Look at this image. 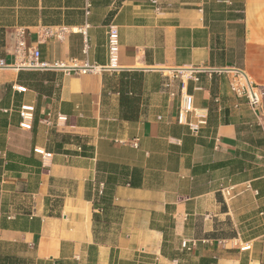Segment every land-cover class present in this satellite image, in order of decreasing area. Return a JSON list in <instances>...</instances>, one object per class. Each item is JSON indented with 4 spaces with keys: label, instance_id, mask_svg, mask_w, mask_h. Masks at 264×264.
I'll use <instances>...</instances> for the list:
<instances>
[{
    "label": "crops",
    "instance_id": "crops-1",
    "mask_svg": "<svg viewBox=\"0 0 264 264\" xmlns=\"http://www.w3.org/2000/svg\"><path fill=\"white\" fill-rule=\"evenodd\" d=\"M0 59V264H264V0H0Z\"/></svg>",
    "mask_w": 264,
    "mask_h": 264
},
{
    "label": "built area",
    "instance_id": "built-area-1",
    "mask_svg": "<svg viewBox=\"0 0 264 264\" xmlns=\"http://www.w3.org/2000/svg\"><path fill=\"white\" fill-rule=\"evenodd\" d=\"M160 1L161 0H149L150 4L157 10L160 9ZM79 30L83 33L85 42L87 43V31L86 27L79 28ZM71 29L67 26H40L38 28V40L40 43L46 41L50 38L63 39ZM25 29L19 27L16 31V42H15V55L17 61L21 64H25L31 67H42L46 64L41 62V50L38 46H30L26 45L25 41ZM107 46L109 52L110 66H115L118 60V53L120 48V37L119 30L116 25H111L107 31ZM9 64L4 61V59H0V66L6 67ZM55 66L61 67L62 64L55 63ZM80 70H88L92 69L89 65L85 67H75ZM232 90L241 97H245L248 101V104L252 109L256 110L261 107L264 99V88L259 85L253 83L248 75L244 71H237L236 76L233 78L231 82ZM191 112H196L193 103V96L187 93H181L180 106L178 110V121L180 123H188L186 121L187 115ZM34 113V106L32 105H22L19 109V114L21 116L20 126L30 129L32 127V120ZM58 119L66 120V117L59 116ZM206 123L204 117L198 121L197 124L188 123L192 130L197 131L200 125ZM35 151L42 155L43 159H50L52 157V153L45 151L43 148L38 147L35 148ZM222 192H226L229 194V191L225 188L222 189ZM183 246L187 249H190L188 243L184 242ZM250 245H245L242 249H249Z\"/></svg>",
    "mask_w": 264,
    "mask_h": 264
}]
</instances>
